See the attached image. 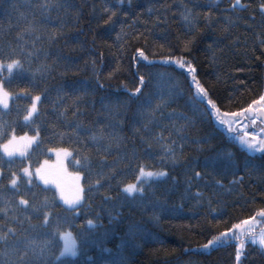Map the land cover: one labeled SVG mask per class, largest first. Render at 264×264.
Wrapping results in <instances>:
<instances>
[{
  "label": "trees",
  "instance_id": "1",
  "mask_svg": "<svg viewBox=\"0 0 264 264\" xmlns=\"http://www.w3.org/2000/svg\"><path fill=\"white\" fill-rule=\"evenodd\" d=\"M0 66V264H264L258 246L201 249L264 212V152L195 93L228 113L262 95L264 0H0ZM58 150L73 208L25 172Z\"/></svg>",
  "mask_w": 264,
  "mask_h": 264
},
{
  "label": "rangeland",
  "instance_id": "2",
  "mask_svg": "<svg viewBox=\"0 0 264 264\" xmlns=\"http://www.w3.org/2000/svg\"><path fill=\"white\" fill-rule=\"evenodd\" d=\"M1 67V66H0ZM195 93L208 105L213 119L230 135L237 143L250 154H260L264 152V122L260 116H264V92L247 108L238 112H221L217 106L205 95L203 90L195 83ZM9 95L0 87V106L6 107ZM36 138L32 136H21L12 138L3 146V151L7 147L9 154L7 157H24L32 148ZM51 159L44 161L34 170L26 169L41 180L45 186L53 188L58 195L59 201L68 208H73L82 202V185L80 176L68 169V159L70 153L65 150H58L52 153ZM163 173L142 171L139 180L143 178H161ZM135 184L124 188H132ZM127 193V192H126ZM63 255L73 256L76 253V242L72 235L66 234L63 238ZM233 242L240 245H253L264 249V219H259L257 215L245 219L228 231H225L211 239L202 250H209L219 243ZM239 264V255L237 258Z\"/></svg>",
  "mask_w": 264,
  "mask_h": 264
},
{
  "label": "water",
  "instance_id": "3",
  "mask_svg": "<svg viewBox=\"0 0 264 264\" xmlns=\"http://www.w3.org/2000/svg\"><path fill=\"white\" fill-rule=\"evenodd\" d=\"M260 118H261V120L264 122V116L261 115ZM257 216H258L259 219H264V212H260V213H258ZM241 249H242V245L239 246V250H240V251H241Z\"/></svg>",
  "mask_w": 264,
  "mask_h": 264
}]
</instances>
